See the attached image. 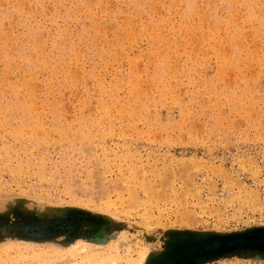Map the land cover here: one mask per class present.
Returning <instances> with one entry per match:
<instances>
[{"label": "rangeland", "instance_id": "1", "mask_svg": "<svg viewBox=\"0 0 264 264\" xmlns=\"http://www.w3.org/2000/svg\"><path fill=\"white\" fill-rule=\"evenodd\" d=\"M0 2V264H264V0ZM98 117L88 152L21 134Z\"/></svg>", "mask_w": 264, "mask_h": 264}, {"label": "bare ground", "instance_id": "2", "mask_svg": "<svg viewBox=\"0 0 264 264\" xmlns=\"http://www.w3.org/2000/svg\"><path fill=\"white\" fill-rule=\"evenodd\" d=\"M2 1V0H1ZM161 1V0H160ZM105 2V1H104ZM143 2V1H142ZM154 2V1H153ZM1 3V2H0ZM10 3V2H9ZM87 3V2H86ZM92 3V2H91ZM155 3V2H154ZM164 3H167V2H164ZM258 3H260V2H258ZM101 4V3H100ZM103 4H105V3H103ZM229 4V3H228ZM262 4V3H261ZM60 5V4H59ZM69 5V4H68ZM98 5H99V3H98ZM242 5V4H241ZM76 6V5H75ZM87 6H89V5H87ZM86 5H85V7H87ZM106 6V5H105ZM263 6V5H262ZM26 7V6H25ZM78 7H80V6H78ZM104 7V6H103ZM108 7V6H107ZM169 7H170V5H169ZM174 7V6H173ZM204 7V6H203ZM258 7H260V5L258 6ZM47 8V7H46ZM74 8V7H73ZM89 8V7H88ZM91 8V7H90ZM158 8H159V6H158ZM163 8V7H162ZM246 8V7H245ZM244 8V9H245ZM30 9V8H29ZM60 9V8H59ZM80 9V8H79ZM103 9V8H102ZM105 9H106V7H105ZM242 9V8H241ZM240 9V10H241ZM27 10V9H26ZM71 10H72V8H71ZM96 10V9H95ZM153 10H155V9H153ZM202 10V9H201ZM92 11V10H91ZM105 11V10H104ZM158 11V10H157ZM257 10H255L254 12H256ZM75 12V11H74ZM77 12V11H76ZM99 12V11H98ZM132 12V11H131ZM159 12V11H158ZM243 12V11H242ZM27 13V12H26ZM61 13V12H60ZM206 13V12H205ZM237 13V12H236ZM73 14V13H72ZM82 14V13H81ZM230 14V13H229ZM58 15V14H57ZM80 15V14H79ZM204 15V14H203ZM239 15V14H238ZM241 15V14H240ZM73 16V15H72ZM235 16V15H234ZM125 17V16H124ZM144 17H145V15H144ZM205 18H206V16H204ZM230 17V16H229ZM133 18V17H132ZM232 18V17H231ZM236 18V17H235ZM245 18V17H244ZM59 19V18H58ZM77 19V18H76ZM79 19V18H78ZM125 19V18H124ZM198 19H199V17H198ZM130 20V19H129ZM184 20V19H183ZM121 21V20H120ZM123 21V20H122ZM131 21V20H130ZM205 21H207V19L205 20ZM237 21V20H236ZM57 22V21H56ZM238 22H239V19H238ZM31 23V22H30ZM128 23V22H127ZM133 23V22H132ZM122 24H124V23H122ZM195 24V23H194ZM204 24V23H203ZM238 24V23H237ZM13 25V24H12ZM33 25V24H32ZM188 25V24H187ZM186 25V26H187ZM206 25V24H205ZM244 25V24H243ZM98 27V26H97ZM196 27V26H195ZM244 27V26H243ZM257 27V26H256ZM102 28V27H101ZM133 28H134V26H133ZM137 28V27H136ZM177 28L178 29H180L179 28V26H177ZM186 28V27H185ZM206 28V27H205ZM221 28V27H220ZM241 28V27H240ZM239 28V29H240ZM51 29V28H50ZM96 29H98V28H96ZM177 29V30H178ZM194 29H196V28H194ZM202 29V28H201ZM212 29V28H211ZM222 29V28H221ZM6 30V29H5ZM37 30H39V26H37L36 27V29L35 30H30L31 32H32V34H33V36H35V35H37V33L36 32H38ZM144 30V29H143ZM146 30V29H145ZM148 30V29H147ZM157 30V29H156ZM156 30H155V32H156ZM203 30V29H202ZM215 30V29H214ZM217 30V29H216ZM34 31V32H33ZM99 31V30H98ZM100 31H102V30H100ZM117 31V30H116ZM120 31H122V30H120ZM125 31V30H124ZM130 31V30H129ZM134 31V30H133ZM158 31H160L159 29L157 30V32ZM166 31V30H165ZM219 31V30H218ZM12 32V31H11ZM49 32V31H48ZM90 32V31H89ZM135 32V31H134ZM151 32H154V29L151 31ZM150 32V33H151ZM200 32V31H199ZM217 32V31H216ZM242 32H243V29H242ZM245 32V31H244ZM247 32V31H246ZM41 33V32H40ZM39 33V34H40ZM50 33V32H49ZM122 33V32H121ZM126 33V32H125ZM161 33V32H160ZM186 33V32H185ZM184 33V34H185ZM206 33V32H205ZM212 33V32H211ZM214 33V32H213ZM228 33V32H227ZM12 34V33H11ZM42 34V33H41ZM105 34V33H104ZM135 34V33H134ZM147 34V33H146ZM162 34V33H161ZM215 34V33H214ZM242 34V33H241ZM258 34V33H257ZM8 35V34H7ZM49 35V34H48ZM64 35H65V33H63V34H60L59 35V38L61 37V39L62 38H64ZM73 35V34H72ZM96 35V34H95ZM124 36H125V34H123ZM136 35V34H135ZM153 35V34H152ZM151 35V36H152ZM190 35V34H189ZM198 35V34H197ZM216 35V34H215ZM214 35V36H215ZM243 35H244V33H243ZM9 36V35H8ZM13 36V35H12ZM39 36V35H38ZM50 36V35H49ZM48 36V37H49ZM99 36V35H98ZM127 36V35H126ZM130 36V35H129ZM138 36V35H137ZM157 36V37H156ZM184 36V35H183ZM187 36V35H186ZM185 36V37H186ZM245 36V35H244ZM257 36V35H256ZM43 37V36H42ZM92 37H93V35H92ZM97 37V36H96ZM132 37V36H131ZM139 37V36H138ZM155 37H156V39L155 38H153V37H151V38H153V39H155V40H157L158 39V37H159V39H161V37L157 34V35H155ZM187 37H190V36H187ZM186 37V38H187ZM216 37H217V35H216ZM218 37H219V35H218ZM222 37V36H221ZM228 37V36H227ZM248 37V36H247ZM259 37V36H258ZM1 38H2V36H1ZM16 38V37H15ZM21 38V37H20ZM40 38V37H39ZM50 38V37H49ZM99 38V37H98ZM170 38V37H169ZM168 38V39H169ZM198 38V37H197ZM260 38V37H259ZM9 39V38H8ZM66 39V38H65ZM65 39H64V41H65ZM129 39V38H128ZM167 39V40H168ZM192 39V38H191ZM199 39H201L200 37H199ZM208 39V38H207ZM219 39V38H218ZM224 39V38H223ZM243 39V38H242ZM245 39V38H244ZM39 40V39H38ZM48 40V39H47ZM99 40V39H98ZM127 40V39H126ZM136 40H138V39H136ZM155 40L153 41V42H155ZM171 40V39H170ZM220 40V39H219ZM217 41V42H219V43H221V41ZM228 40H230V38L228 37L227 38V41ZM251 40V39H250ZM13 41V40H12ZM41 41V40H40ZM43 41V40H42ZM129 41V40H128ZM162 41V40H161ZM172 41V40H171ZM171 41H169V44H172L171 43ZM199 41V40H198ZM205 41V40H204ZM213 41V40H212ZM223 41V40H222ZM225 41V40H224ZM231 41H232V39H231ZM237 41H239V40H237ZM5 42V41H4ZM44 42H45V40H44ZM44 42H41L40 44L42 45ZM67 42V41H66ZM104 42V41H103ZM127 42V41H126ZM129 42H131V43H134V41H129ZM216 42V43H217ZM6 43H8L7 41H6ZM106 43H108V42H106ZM202 43H204V42H202ZM213 43V42H212ZM215 43V44H216ZM216 44V45H218V46H221V47H223L222 46V43H221V45L220 44ZM228 43V42H227ZM45 44V43H44ZM43 44V45H44ZM63 44H64V42H63ZM121 44V43H120ZM127 44H129V43H127ZM160 44V43H159ZM165 44V43H164ZM175 44V43H174ZM39 45V44H38ZM39 46V47H43V46ZM94 45V44H93ZM135 45V44H134ZM181 45V44H180ZM11 46V45H10ZM36 46V45H35ZM127 46H129V45H127ZM159 46V45H158ZM179 46V45H178ZM109 47V46H108ZM130 47V46H129ZM159 47H161V45L159 46ZM163 47H164V45H163ZM168 47V46H167ZM185 47V46H184ZM262 47V46H261ZM14 48V47H13ZM12 49V48H11ZM52 49H54V45H51V48H50V50H45V48L43 47V48H40L38 51H37V53H39V58L38 59H36V60H34V59H32V65H37V66H39V68H40V66L41 67H46V66H48V65H51L50 64V62H51V55H52ZM76 49V48H75ZM150 49V48H149ZM156 49H158L157 48V46H156ZM166 49H168V48H166ZM171 49V48H170ZM222 49V48H221ZM223 49H226L225 47L223 48ZM228 49H230V47L228 48ZM255 49V48H254ZM56 50V49H55ZM164 50V49H163ZM69 51H72L73 52V49L72 48H69ZM166 51V50H165ZM173 51V50H172ZM219 51V50H218ZM229 51H231L232 52V50H229ZM229 51H226L227 53L229 52ZM239 51V50H238ZM76 52L77 51H75V54H76ZM81 52V51H80ZM117 52V51H116ZM160 52V51H159ZM237 51H236V49H234L233 50V53H236ZM262 52V51H261ZM33 53H34V51H33ZM56 53V52H55ZM53 54V55H56V54ZM153 53H155V55L154 56H156L157 54H156V52H153ZM158 53V52H157ZM161 54H162V52H160ZM160 53H159V55H160ZM220 53V52H219ZM257 53V52H256ZM74 54V55H75ZM79 54L80 53H78V57H79ZM163 54H164V52H163ZM167 54V53H166ZM30 55V54H29ZM29 55H27V56H29ZM33 55V54H32ZM58 55V54H57ZM62 55V54H61ZM71 55H73V54H71ZM73 55V56H74ZM152 55V54H151ZM165 55V54H164ZM221 55V54H220ZM255 55V54H254ZM76 56H77V54H76ZM153 55H152V57H154ZM163 56V55H162ZM256 56V55H255ZM30 57V56H29ZM34 57V56H33ZM69 58H70V56H68ZM78 57H76L77 59H76V61L78 60ZM164 57V59L165 58H167V57H165V56H163ZM163 57H161V55H160V58L161 59H163ZM217 57H219V54H218V56ZM226 57H227V55H226ZM232 57V56H231ZM230 57V58H231ZM237 57V56H236ZM32 58V57H31ZM74 58V57H73ZM151 58V57H150ZM155 58V57H154ZM159 58V62H160V59ZM222 58H225V57H222ZM221 58V59H222ZM258 58V57H257ZM53 59V58H52ZM153 59V58H152ZM157 59H158V55H157ZM2 60V59H1ZM16 60V59H15ZM71 60V59H70ZM107 60V59H106ZM219 60V59H218ZM254 60V59H253ZM65 61H66V59H65ZM154 61H156V60H154ZM167 61V60H166ZM166 61L165 62H163V64H165L166 63ZM18 62V61H17ZM74 62V59L72 60V63ZM96 62V61H95ZM111 62V61H110ZM112 62L114 63V61L112 60ZM112 62H111V64H112ZM221 62H222V60H221ZM225 62V61H224ZM69 63V62H68ZM76 63H78V62H76ZM130 62H128V64H129ZM226 63V62H225ZM62 64H65V62L64 63H62ZM21 65V64H20ZM20 65H19V67H20ZM74 65V64H73ZM82 65V64H81ZM84 65V64H83ZM153 65V64H152ZM174 65V64H173ZM221 65V64H220ZM11 66H12V64H11ZM55 66V65H54ZM245 66H246V64H245ZM62 67V66H61ZM77 67V66H76ZM228 67V66H227ZM10 68H12V67H10ZM18 68V67H17ZM54 68V67H53ZM69 68V67H68ZM1 69V68H0ZM3 69V70H2ZM1 69V72H2V74H1V76L3 77V79H7L8 77H10V79L11 78H16V73L14 74V73H11L10 71H12L11 69H10V71H9V67H8V63H7V66H3V68ZM58 69H60V66H59V68ZM79 69V68H78ZM19 70H21L20 68H19ZM71 70V69H70ZM58 71V70H57ZM64 71V70H63ZM75 71V70H74ZM25 72V71H24ZM35 72V71H34ZM66 73V72H65ZM75 73V72H74ZM81 73V72H80ZM33 74V73H32ZM64 74V73H63ZM62 74V75H63ZM95 74V73H94ZM23 75V74H22ZM18 76L19 78H17L16 79V83H18L19 85H18V89H19V86L22 84L21 82H17V80L18 79H20V78H22L23 76ZM30 75H31V71H30ZM29 75V76H30ZM34 75V74H33ZM68 74H65V76L64 77H66ZM81 75V74H80ZM28 76V75H27ZM35 76V75H34ZM59 76V75H58ZM83 76V75H82ZM94 76V75H93ZM33 77V76H32ZM32 77H31V79H32ZM61 77V76H60ZM43 78V77H42ZM89 78V77H88ZM9 79V78H8ZM24 79V78H23ZM96 79V78H95ZM13 80V79H12ZM26 80H27V78H26ZM50 79H48L47 80V83L48 82H52L51 80L49 81ZM3 81V80H2ZM19 81V80H18ZM30 81V80H29ZM46 81V80H45ZM3 82H5V80L3 81ZM3 82H1V84L3 83ZM23 82H25V80L23 81ZM31 82V81H30ZM76 82V81H75ZM87 82V81H86ZM33 83V82H32ZM24 84V83H23ZM39 84V83H38ZM50 84V86H51V84L52 83H49ZM73 84V83H72ZM81 84V83H80ZM79 84V85H80ZM3 85H4V83H3ZM17 85V84H16ZM33 85V84H32ZM45 85V84H44ZM78 85V84H77ZM2 86V85H1ZM22 86V85H21ZM24 86V85H23ZM22 86V87H23ZM31 86V85H30ZM38 86V85H37ZM86 86V85H85ZM7 87V86H6ZM21 87V88H22ZM48 87V86H47ZM46 87V88H47ZM20 88V89H21ZM35 88V87H34ZM34 88L32 89V91H34ZM43 88V87H42ZM54 89H55V87H53ZM63 88V87H62ZM1 89V88H0ZM19 89V90H20ZM35 89H37V87L35 88ZM2 90V89H1ZM62 90H64V89H62ZM6 91V90H5ZM5 91H2V93L3 92H5ZM45 91V90H44ZM65 91V90H64ZM78 90H76V92H77ZM99 91H100V88H99ZM35 92H36V90H35ZM6 93V92H5ZM66 93H68V92H66ZM79 93V92H78ZM24 94H26L25 92H24ZM73 94V93H72ZM104 94V93H103ZM27 96H29L28 94H26ZM25 95V96H26ZM23 96V95H22ZM31 97V96H30ZM37 97V96H36ZM72 98V97H71ZM27 99V98H26ZM32 99V98H31ZM86 99V98H85ZM52 100V99H51ZM68 100V99H67ZM72 100V99H71ZM94 100V99H93ZM96 101L97 102H99V96H98V98L96 99ZM33 103H35L34 101H32ZM94 102V101H93ZM112 102V101H111ZM32 103V104H33ZM61 103V102H60ZM85 103V102H84ZM100 103V102H99ZM99 103H97V104H99ZM126 104V103H125ZM100 105V104H99ZM38 108V107H37ZM80 108V107H79ZM99 108V107H98ZM97 108V109H98ZM108 108V107H107ZM117 109V108H116ZM31 110V109H30ZM60 110V109H59ZM88 111V110H87ZM62 112V111H61ZM93 112V111H92ZM30 113V112H29ZM35 113V112H34ZM37 113V112H36ZM68 113H69V111H68ZM119 113V112H118ZM121 113V112H120ZM119 113V115H121ZM93 114V113H92ZM105 114H107V113H105ZM104 114V115H105ZM15 115V114H14ZM31 115V114H30ZM86 115V114H85ZM110 115V114H109ZM89 116H91V115H89ZM130 116V115H129ZM135 116H137L136 114H135ZM31 117V116H30ZM40 117V116H39ZM95 117V116H94ZM105 117H107V116H105ZM131 117H133V114L131 115ZM9 118H11V116L9 117ZM136 118H138V117H136ZM85 119H87V118H85ZM90 119V120H89ZM87 121H85L84 123H82V124H80L77 128H72L71 126H69V125H62V124H60V125H58V126H54V124H51V126H47L46 127V125H45V122L43 121H39V118L38 119H35L33 122L31 121V124L30 125H25V126H27L28 127V129H27V131H26V129L24 128V131H22L21 132V134L23 133L24 134V132L26 133H28V131H29V133L31 134L30 136L32 137V138H34V137H38V138H40V139H42L43 140V142L46 140H48V138L49 137H53L54 136V134L55 135H57V136H59V137H61L62 138V140H67V141H69L70 142V146L71 147H73V142L78 138V136H79V139H80V143H79V146L85 151H90V149H91V146H92V144H94V146H96L98 149H99V138H100V136H99V117L98 118H89ZM135 119V118H134ZM1 120V119H0ZM7 120H9V119H6V121ZM68 120V119H67ZM131 120V119H130ZM137 120V119H136ZM20 121H21V124L19 125V126H22V123H24V119H20ZM69 122V121H68ZM136 122V121H135ZM135 122L134 123H132L131 124V128H133V126H134V124H135ZM3 123V122H2ZM1 123V124H2ZM6 123V122H5ZM7 123H8V121H7ZM1 124H0V128L2 127L1 126ZM74 125V124H73ZM133 125V126H132ZM136 125V124H135ZM22 129V128H21ZM20 129V130H21ZM102 129H104V128H102ZM19 130V131H20ZM0 131H2V129L0 130ZM11 131H14V129L13 130H11ZM14 133H16V132H14ZM17 133H19V132H17ZM26 133V134H27ZM75 133H77L76 135H74ZM3 136H5V135H3ZM57 136H56V139H57ZM6 138H7V136H5ZM29 137V136H28ZM55 138V137H54ZM64 138V139H63ZM102 138V137H101ZM103 139V138H102ZM19 140V139H18ZM35 141L37 142V144H40V145H42V143L43 142H40L39 141V139L38 140H36L35 139ZM48 141H50V139L48 140ZM66 141V142H67ZM57 141H55V143H56ZM19 143H21V142H19ZM49 144H50V142H49ZM55 145V144H54ZM56 145H57V143H56ZM48 147V146H47ZM35 148H38V147H35ZM35 148H34V150H35ZM101 149L103 150V151H106V152H110V154L112 155V156H117L111 149H107V147L106 146H104V145H101ZM77 150V149H76ZM82 151V150H81ZM85 151V152H86ZM35 152H36V150H35ZM34 153V152H33ZM91 158H99V153H96V150H93L92 152H89V153H87ZM122 154H126V156H128L129 155V157L128 158H137L134 154H131V153H129V152H122ZM33 155H35V154H33ZM20 159L21 158V156H19V153L12 147V145H4V144H2L1 146H0V159ZM30 158V157H29ZM36 158V157H35ZM38 158H43V155H41L40 157H38ZM53 158V157H52ZM81 158V157H80ZM112 159V158H111ZM97 181V183H98V180H96ZM96 181H94L93 183H95L94 185H96L97 183H96ZM100 183V182H99ZM98 183V184H99ZM97 184V185H98ZM97 185H96V187H97ZM95 187V186H94ZM1 199H3V198H1ZM5 199V198H4ZM4 202V201H3ZM76 247H80V250H82V251H85V250H87L90 246L88 245V244H78V245H76ZM151 254L152 253H150V252H147V251H144L142 254H140L139 255V257L135 260V264H143L144 262H145V260H146V258L147 257H150L151 256ZM88 259V261L89 260H91L92 258H87ZM68 264H70V262H68ZM74 264H78V262L77 263H74Z\"/></svg>", "mask_w": 264, "mask_h": 264}]
</instances>
